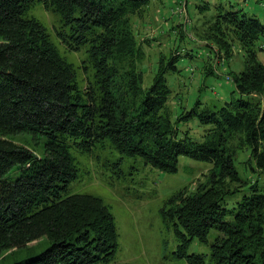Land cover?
I'll use <instances>...</instances> for the list:
<instances>
[{"label": "trees", "instance_id": "16d2710c", "mask_svg": "<svg viewBox=\"0 0 264 264\" xmlns=\"http://www.w3.org/2000/svg\"><path fill=\"white\" fill-rule=\"evenodd\" d=\"M155 1L0 0V257L51 239L42 251L10 264H115L113 213L97 195L69 193L82 155L118 178L138 170L126 167L129 159L166 173L178 172L181 155L211 162L205 181L173 192L161 208L178 241L177 256L189 264H264V61L258 54L264 52V17L221 1L197 4L203 21L197 34L226 58L235 41L247 58L233 74L236 96L178 116L177 122L196 117L209 128L195 139L168 109V75L181 71L182 57L160 54L148 86L138 64L118 67L125 55L135 59L133 20ZM36 3L58 15L55 31L69 50L86 49L85 87L47 26L29 15ZM18 133L43 139L41 155L16 140ZM235 134L242 147L233 144ZM239 149H248L245 168L254 179L237 168ZM14 166L19 173L12 179L6 174ZM196 239L208 246V260L188 253Z\"/></svg>", "mask_w": 264, "mask_h": 264}, {"label": "rangeland", "instance_id": "374dc122", "mask_svg": "<svg viewBox=\"0 0 264 264\" xmlns=\"http://www.w3.org/2000/svg\"><path fill=\"white\" fill-rule=\"evenodd\" d=\"M205 1L156 0L149 7L141 9L140 16L133 20L139 44L135 50L137 53L133 55L135 59L125 55L118 61L120 69L138 64L144 70L145 85L148 86L153 80L160 54L175 52L182 57L179 62L181 71L168 75V82L173 89L168 109L173 122H177L178 116L186 117L193 106L201 110L205 105L221 104L223 100L231 98L232 94L236 96L232 93L233 74H238L245 68L246 52L235 41L232 45V56L226 58L219 46L207 43L197 34V30L203 26L197 4L205 5ZM209 1H221L227 9L232 5L239 6L260 18L264 17V4L260 0ZM29 15L47 26L62 55L74 64L80 85L85 87L89 82V72L83 67L86 63V49L69 50L60 41L55 31L60 26L59 17L46 10L41 3H36L30 9ZM178 35L179 42L175 43ZM258 54L264 61V52L258 50ZM207 67L213 68V74L205 73ZM197 101L202 104L197 106ZM177 125L181 131H188L195 139H201L209 133V128L202 125L196 117L178 121ZM14 138L26 143L41 155L43 139L36 140L28 133L15 134ZM232 142L238 147L243 145L240 135L237 137L235 134ZM247 159L248 149H239L236 166L242 174L254 179L256 174L247 172L245 168ZM82 160L84 163L81 162V169L77 178L71 182L69 193L97 195L113 213L119 234L115 264H189L186 257L177 256L178 241L174 233L166 228L161 208L165 199L173 192L186 186L194 189L197 183L205 181L204 174L212 167L211 162L181 155L178 172L166 173L146 166L140 160L129 159L126 167L135 165L138 170L126 178H118L112 170L96 164L90 157L82 155ZM18 173L17 166H14L6 176L14 179ZM111 178L114 180L111 181ZM50 243L51 239L47 235L31 242L27 248H11L0 257V264H10L28 257L31 253H38ZM188 253L206 254L205 259H209L208 246L197 239L191 242Z\"/></svg>", "mask_w": 264, "mask_h": 264}, {"label": "crops", "instance_id": "0c3cea01", "mask_svg": "<svg viewBox=\"0 0 264 264\" xmlns=\"http://www.w3.org/2000/svg\"><path fill=\"white\" fill-rule=\"evenodd\" d=\"M263 4V2H261Z\"/></svg>", "mask_w": 264, "mask_h": 264}, {"label": "built area", "instance_id": "2783aa9c", "mask_svg": "<svg viewBox=\"0 0 264 264\" xmlns=\"http://www.w3.org/2000/svg\"><path fill=\"white\" fill-rule=\"evenodd\" d=\"M185 2V1H184Z\"/></svg>", "mask_w": 264, "mask_h": 264}]
</instances>
